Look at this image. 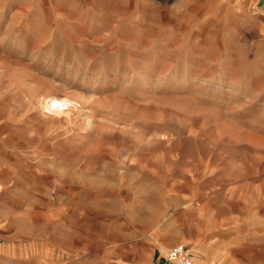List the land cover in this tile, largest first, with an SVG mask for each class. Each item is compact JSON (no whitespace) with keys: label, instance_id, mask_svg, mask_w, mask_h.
<instances>
[{"label":"rangeland","instance_id":"1","mask_svg":"<svg viewBox=\"0 0 264 264\" xmlns=\"http://www.w3.org/2000/svg\"><path fill=\"white\" fill-rule=\"evenodd\" d=\"M177 244L264 264V15L0 0V264H169Z\"/></svg>","mask_w":264,"mask_h":264},{"label":"built area","instance_id":"2","mask_svg":"<svg viewBox=\"0 0 264 264\" xmlns=\"http://www.w3.org/2000/svg\"><path fill=\"white\" fill-rule=\"evenodd\" d=\"M169 264H194L193 252L184 244L171 247L165 255Z\"/></svg>","mask_w":264,"mask_h":264},{"label":"crops","instance_id":"3","mask_svg":"<svg viewBox=\"0 0 264 264\" xmlns=\"http://www.w3.org/2000/svg\"><path fill=\"white\" fill-rule=\"evenodd\" d=\"M180 3L182 4V2L176 1L174 5L180 7ZM253 5L255 6L259 14L264 15V0H253Z\"/></svg>","mask_w":264,"mask_h":264}]
</instances>
